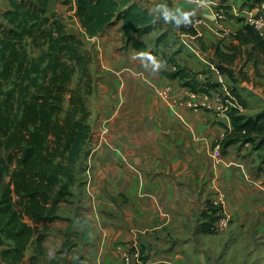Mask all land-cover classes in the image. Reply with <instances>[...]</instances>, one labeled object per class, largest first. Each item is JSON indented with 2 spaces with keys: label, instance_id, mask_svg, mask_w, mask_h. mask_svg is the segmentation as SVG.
<instances>
[{
  "label": "crops",
  "instance_id": "obj_1",
  "mask_svg": "<svg viewBox=\"0 0 264 264\" xmlns=\"http://www.w3.org/2000/svg\"><path fill=\"white\" fill-rule=\"evenodd\" d=\"M131 1L157 21L155 31L134 34L145 49L121 46V22L113 25L120 39L114 47L108 38L113 26L93 38L85 34L94 53L99 46L104 48L89 109L90 118L97 113L106 121L100 130L92 128L87 151L99 159L89 166V174L83 173L86 180L73 204L77 210L62 214L60 207L66 204L61 203L57 213L72 220L82 244L70 248L69 258L59 237L52 244H31L24 264H35L36 255L41 258L44 253L47 261L54 259L47 264L66 259L70 264H127L125 255L135 251L140 264H264V242L206 244L203 229L196 226L199 210L218 179L230 198L233 191L236 195L241 171L229 164L241 162V169L246 167L248 144L228 147L218 161L212 158L216 142L231 128L224 101L248 118L264 113V54L235 37L244 33L245 17L259 4L254 0ZM220 4L228 9L223 10L225 19L217 22L210 9ZM54 5L60 7L51 1L48 8ZM159 5L193 11V29L185 32L157 18L152 10ZM4 6L3 12L9 3ZM61 6L77 19L74 0ZM140 52H150L162 67L154 72L137 58ZM164 58L174 61L205 92L193 93L162 74L169 73L173 64ZM104 126L110 130L107 140L101 136ZM254 153L250 152L251 159ZM254 167L250 160V178L262 185L250 186V229L264 238V184L260 175L252 174ZM130 264L137 263L131 258Z\"/></svg>",
  "mask_w": 264,
  "mask_h": 264
},
{
  "label": "trees",
  "instance_id": "obj_2",
  "mask_svg": "<svg viewBox=\"0 0 264 264\" xmlns=\"http://www.w3.org/2000/svg\"><path fill=\"white\" fill-rule=\"evenodd\" d=\"M51 1L72 3L8 0L9 9L0 21V264H24L28 246L44 239L39 224L44 231L48 223L69 220L57 213L78 185L76 165L92 139L88 97L94 82L93 58L83 41L66 30L60 15L49 11ZM74 4L89 38L121 22L123 48L141 50L146 46L134 34L157 29L155 16L131 0H74ZM216 8L228 9L221 4ZM163 36L156 38V45ZM235 37L264 54V41L247 25ZM165 61L176 70L162 74L193 93L205 92L174 61ZM226 113L231 128L216 142L222 154L230 146L253 145L264 133V113L248 118L236 107ZM202 231L211 234L212 223Z\"/></svg>",
  "mask_w": 264,
  "mask_h": 264
},
{
  "label": "rangeland",
  "instance_id": "obj_3",
  "mask_svg": "<svg viewBox=\"0 0 264 264\" xmlns=\"http://www.w3.org/2000/svg\"><path fill=\"white\" fill-rule=\"evenodd\" d=\"M8 0H0V21L3 22L1 16L3 14L4 4H6ZM9 3V2H8ZM56 7L51 6L49 8L50 12H56L58 15H60L63 24L65 25V28L68 32L75 34L78 36L84 43V47L87 52H89L93 58V62L90 66V71L92 78L94 80L92 85V92L91 95L88 97V103L90 101V97L93 94L94 90V84L96 79L98 80V70L102 67V58H103V50L104 48L102 46H99V49L97 52H93L92 45H89L85 31L81 28L78 20L73 19V14L70 13L69 9L65 6H61L60 3L57 5H54ZM66 8V11L63 10ZM53 9V10H52ZM5 12V11H4ZM182 26V25H181ZM183 27V26H182ZM109 33V41L112 42L111 47H114V43H120L119 34L114 31V26L111 27ZM108 41V42H109ZM124 45V40L121 46ZM92 98V97H91ZM91 112V111H90ZM97 113L94 115L93 118L89 119V123L92 128H97L100 130V128L104 125L106 119L103 117L98 118ZM91 117V115H90ZM97 126V127H96ZM105 127V126H104ZM109 128L108 132L102 136L104 140H107V136L109 135ZM247 145V144H245ZM252 145V144H251ZM244 146V145H243ZM247 152L244 153L245 161L244 166L245 170L241 169V162L237 163V166L234 162H231L229 164V167H237L241 172L240 176V183L238 186V190L235 192L233 191V194L231 193V198L229 197L228 193L226 194L225 186L223 188V181L221 182V186H219L218 179L216 182V189L212 191L215 195L214 198H212V194L208 193L206 196V200L204 202L203 207L199 210V218L196 219V226L201 231L203 228L207 227V224L210 222L212 225L216 222L218 218L225 217V215L229 216L228 219V225L227 228L223 231H213L211 234L205 235L202 233V235L205 236V242L206 244H263L264 238H259L256 233H254L253 230L250 229V186H255L261 188V183L259 185L255 182V178H250V160H252V163L255 164V167L252 171V174H257V176H261L262 183L264 184V133L261 136L256 137L255 144L251 146L250 144L246 146ZM250 152L254 153V157L250 158ZM89 151H87L86 148V156L76 165V169L78 172V185L76 184L72 188V195L67 199V202L65 203L66 206L60 207V213L70 215V213L74 210H77V205L73 206V204H77L78 195H79V187L83 184V180H86V176L83 174L86 170L89 174V166L93 165L94 161L99 159L98 157L93 158L96 153L88 154ZM238 155H240L238 153ZM93 158V159H92ZM243 159V158H242ZM239 165V166H238ZM87 174V175H88ZM211 192V191H210ZM211 195V196H210ZM221 195L223 198V205L217 204L214 205V202L217 201V196ZM210 196V197H209ZM237 196V197H236ZM228 199V200H227ZM42 225H38V230L40 232H43L44 239L41 242V244H49L54 243L55 236L59 237L61 240L60 244H63V247H66L67 249V256L66 258H69L70 256V248L74 246V244H82L81 238L79 237V232H77V228L73 225V222L71 219L68 221H59V222H52L48 223L45 230L42 231ZM204 239L201 238L200 241L198 239L194 240L195 244H199V242H202ZM47 242V243H46ZM57 254L54 255L53 258H57ZM79 255V254H78ZM81 256V255H79ZM65 258V257H64ZM36 259V260H35ZM35 264H47V262H52L54 259H51L50 261H47L46 254L40 258L39 255H36V258H34ZM57 264H60V262H57ZM61 264H70L68 260H64L61 262Z\"/></svg>",
  "mask_w": 264,
  "mask_h": 264
},
{
  "label": "built area",
  "instance_id": "obj_4",
  "mask_svg": "<svg viewBox=\"0 0 264 264\" xmlns=\"http://www.w3.org/2000/svg\"><path fill=\"white\" fill-rule=\"evenodd\" d=\"M194 3L197 4H203L201 0H191ZM210 14L216 20L217 22L223 21L225 19V12L223 9H217L216 7L210 9ZM245 25H247L249 28H251L258 37H260L264 41V1L259 4L256 7V10L254 13H250L245 17L244 20ZM185 29V32H189L193 29V24H187L182 25ZM170 72H174L176 70V66L171 64L169 67ZM225 90L224 92H226ZM165 92H162V95H165ZM229 95H225V100ZM122 101V100H121ZM225 102V101H224ZM229 108V106H227ZM227 108H225V111H227ZM108 132V128L105 126L101 130V136L105 135ZM222 156L220 146L218 144H215V146L212 149V158L216 161L220 160ZM217 201L214 202V205H217L218 203L223 205V198L221 195L217 196ZM228 219L229 216L225 215V217L218 218L215 220L216 222L214 225H212V230L214 231H223L227 228L228 225ZM133 258L137 264L141 263L140 255L138 251L133 252L131 255L127 254L124 257V262L127 264H130V260Z\"/></svg>",
  "mask_w": 264,
  "mask_h": 264
},
{
  "label": "clouds",
  "instance_id": "obj_5",
  "mask_svg": "<svg viewBox=\"0 0 264 264\" xmlns=\"http://www.w3.org/2000/svg\"><path fill=\"white\" fill-rule=\"evenodd\" d=\"M152 11L157 13V18L163 19L166 23H172L177 28L181 25H187L191 23V17L195 15L193 11H185L181 9L172 10L166 5H159ZM146 66L150 65L154 72L158 71L162 64L156 59L150 52H140L137 56Z\"/></svg>",
  "mask_w": 264,
  "mask_h": 264
}]
</instances>
